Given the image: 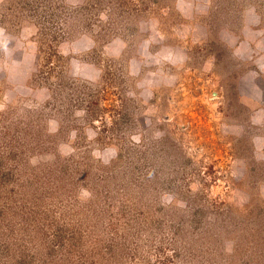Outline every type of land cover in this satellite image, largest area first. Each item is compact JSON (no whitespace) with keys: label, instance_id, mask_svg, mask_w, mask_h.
Listing matches in <instances>:
<instances>
[{"label":"rangeland","instance_id":"rangeland-1","mask_svg":"<svg viewBox=\"0 0 264 264\" xmlns=\"http://www.w3.org/2000/svg\"><path fill=\"white\" fill-rule=\"evenodd\" d=\"M0 264H264V0H0Z\"/></svg>","mask_w":264,"mask_h":264}]
</instances>
